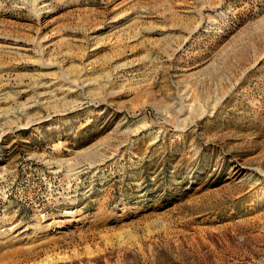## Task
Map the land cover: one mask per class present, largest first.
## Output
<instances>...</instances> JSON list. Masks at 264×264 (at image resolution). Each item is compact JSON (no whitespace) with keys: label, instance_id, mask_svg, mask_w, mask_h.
Segmentation results:
<instances>
[{"label":"rangeland","instance_id":"obj_1","mask_svg":"<svg viewBox=\"0 0 264 264\" xmlns=\"http://www.w3.org/2000/svg\"><path fill=\"white\" fill-rule=\"evenodd\" d=\"M0 264H264V0H0Z\"/></svg>","mask_w":264,"mask_h":264},{"label":"bare ground","instance_id":"obj_2","mask_svg":"<svg viewBox=\"0 0 264 264\" xmlns=\"http://www.w3.org/2000/svg\"><path fill=\"white\" fill-rule=\"evenodd\" d=\"M39 87H44V86H40L39 84ZM48 94H50L49 92H43L41 94H38V97H40V99H42L44 96H47ZM37 96V95H36ZM37 98V97H36ZM40 99L36 100V101H33V102H30L27 104V106H25L26 108H30L34 105H36L38 102H40ZM35 100V99H34Z\"/></svg>","mask_w":264,"mask_h":264}]
</instances>
